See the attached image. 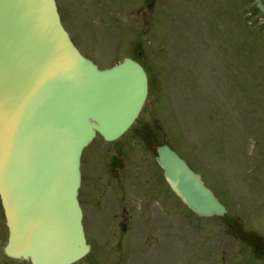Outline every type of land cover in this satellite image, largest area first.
Listing matches in <instances>:
<instances>
[{"label": "rangeland", "instance_id": "obj_1", "mask_svg": "<svg viewBox=\"0 0 264 264\" xmlns=\"http://www.w3.org/2000/svg\"><path fill=\"white\" fill-rule=\"evenodd\" d=\"M78 2L88 11L86 0ZM56 3L64 24L66 5ZM92 4V14L72 26L75 45L99 68L131 56L138 46L150 79L144 106L124 139L148 127L228 210L224 217L198 218L167 187L165 226L151 230L146 241L136 232L128 261L101 264H264L247 242L248 233L264 239V19L252 0H157L146 18L143 0H114V49L104 25L111 26V17L103 22L100 4ZM101 26L106 33L97 32ZM105 49L114 51L111 62ZM4 225L0 206V251Z\"/></svg>", "mask_w": 264, "mask_h": 264}, {"label": "water", "instance_id": "obj_2", "mask_svg": "<svg viewBox=\"0 0 264 264\" xmlns=\"http://www.w3.org/2000/svg\"><path fill=\"white\" fill-rule=\"evenodd\" d=\"M146 94L138 63L99 70L78 52L54 0H0V201L9 257L73 264L87 254L77 199L82 150L96 133L121 136ZM156 162L193 213H226L168 146L157 148Z\"/></svg>", "mask_w": 264, "mask_h": 264}, {"label": "flooded vegetation", "instance_id": "obj_3", "mask_svg": "<svg viewBox=\"0 0 264 264\" xmlns=\"http://www.w3.org/2000/svg\"><path fill=\"white\" fill-rule=\"evenodd\" d=\"M156 1L143 0L141 11L145 18L149 17V10L154 8ZM86 2L88 5H84L88 7V11H81L82 2L64 0V8L66 5L67 10L63 18L64 26L70 36L76 20L81 15L92 14L94 0ZM97 2L102 11L99 13V19L104 22V18L111 17V26L108 27L105 23L104 25L106 31H109V42L111 46L113 44L114 49V0ZM74 3L79 4V8H73ZM97 28L99 34L106 33L104 27ZM134 49L135 56L142 61V50L138 49V46ZM82 54L85 55L83 52ZM106 55H111L109 62L114 59V51L109 53L105 49L104 56ZM123 136L105 141L96 135L81 156L78 199L85 239L89 246L86 260L92 258L91 264L131 258L134 255L136 232H139L140 236L143 234L145 238V235H150L151 230L156 231L166 223L167 184L155 162L156 147L159 146L157 135L148 127H144L140 128L139 133L132 139H124ZM142 150L147 152L146 158L142 156ZM147 238L148 236L145 239ZM256 240L264 247L262 238L256 237ZM3 256L1 250L0 264H7Z\"/></svg>", "mask_w": 264, "mask_h": 264}]
</instances>
